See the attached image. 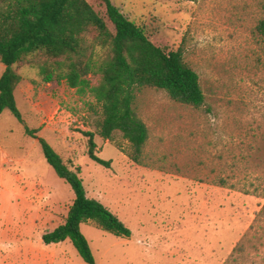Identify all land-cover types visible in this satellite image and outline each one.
<instances>
[{
	"label": "rangeland",
	"instance_id": "374dc122",
	"mask_svg": "<svg viewBox=\"0 0 264 264\" xmlns=\"http://www.w3.org/2000/svg\"><path fill=\"white\" fill-rule=\"evenodd\" d=\"M86 1L113 30L104 3ZM110 1L155 45L182 48L205 102L194 108L160 89L138 90L134 108L149 136L137 163L119 131L110 140L99 135L101 108L91 96L64 81L43 82L30 57L16 63L12 68L21 80L14 98L21 118L9 109L0 114L3 215L24 221L18 205H28L27 187L18 194L32 176L56 200H73L70 184L44 156V139L70 170L79 169L87 197H100L134 231L125 241L91 220L82 222L95 264H132V246L149 245L142 239L152 226L158 259L166 264H264V211L256 215L264 205V35L256 29L264 19V0ZM4 70L0 62V76ZM98 80L91 77L92 84ZM85 131L94 134L95 154L110 160L109 167L88 156ZM32 206L34 213L44 209ZM25 236L30 237H20ZM69 245L65 259L47 264H87ZM236 245L243 250L234 251ZM41 249L32 244V252L49 253ZM9 260L22 262L16 253Z\"/></svg>",
	"mask_w": 264,
	"mask_h": 264
},
{
	"label": "trees",
	"instance_id": "16d2710c",
	"mask_svg": "<svg viewBox=\"0 0 264 264\" xmlns=\"http://www.w3.org/2000/svg\"><path fill=\"white\" fill-rule=\"evenodd\" d=\"M105 20L86 0H0V114L9 109L21 118L14 90L21 76L12 68L28 62L45 83L64 81L79 94H88L100 105L99 135L110 140L119 131L131 147V159L141 162L148 129L134 108L136 92L145 87L163 90L174 101L201 108L205 102L199 76L183 59L182 48L166 51L152 43L143 29L129 20L110 0ZM264 35V19L256 26ZM98 76L96 84L91 77ZM31 132V131H30ZM32 133V132H31ZM88 137L87 154L104 167L110 160L95 154L94 134ZM47 162L67 181L74 199L66 220L42 235L44 244L69 239L87 264L95 259L80 223L91 220L102 230L128 237L131 230L103 203L86 196L82 179L44 140L39 139ZM225 179H220L224 185ZM264 205L256 215L262 214ZM234 251H242L236 245Z\"/></svg>",
	"mask_w": 264,
	"mask_h": 264
},
{
	"label": "crops",
	"instance_id": "0c3cea01",
	"mask_svg": "<svg viewBox=\"0 0 264 264\" xmlns=\"http://www.w3.org/2000/svg\"><path fill=\"white\" fill-rule=\"evenodd\" d=\"M27 170L28 172L33 171L31 168H28ZM15 175L17 176L16 173ZM18 178L20 177L18 176ZM42 181L43 180L32 176L31 178H28L24 182V184L22 183L21 185L18 195H20L24 187H27V191L23 195V197L26 196L27 199H29V206L27 204L25 205L24 203L18 205V208L23 212V216H25L22 223H18V221H16L15 219L10 218L9 213L4 216L3 211L0 209V264H11L12 261L9 260V258H11L14 253L20 256V260L22 261L21 264H47V262H50L51 260L53 262V260H55L57 257L65 259L67 250L70 248L69 243H71V241L67 238L60 242L44 244L42 241V235L46 232L52 231L54 228L65 222L68 209L73 200H68L65 202L56 200L55 198H53L52 193L43 185ZM86 196L88 195L86 194ZM91 198L97 199L101 203L103 201L96 195H92ZM38 204L44 205V209L36 213L30 210V207H33L32 205L38 206ZM105 206H107V203ZM2 215L4 217H2ZM152 222L153 219L151 220V224L153 225ZM86 223L90 224L91 222L88 221ZM124 224L126 225V223ZM141 227L143 226H138V228ZM153 227L154 226H152V229ZM152 229L146 232L143 236L144 239H142V241L147 240V242H149V245H145L143 250L141 248L132 246V257H130L132 264H166L164 259H158V255L156 252L157 247L155 245L158 236L157 233L152 232ZM130 230L131 235L126 237L128 239H125V241H128L129 238L134 235L133 229L131 228ZM181 232L182 234L184 233V228ZM163 233L166 235L169 234L167 231H164ZM11 234L16 238L13 242L12 239L8 237L9 235L11 236ZM26 234L30 236V239L25 236L26 239L23 240L20 236L24 237V235ZM1 238L4 240H1ZM39 238L41 239L42 243L39 242ZM8 244L13 246L15 250L12 251V248L7 247ZM32 244L37 246L39 250L41 248L49 249V253L47 252V254H44L39 251L32 252ZM41 251L43 252L44 249H41ZM46 257H49L50 259L47 260Z\"/></svg>",
	"mask_w": 264,
	"mask_h": 264
}]
</instances>
